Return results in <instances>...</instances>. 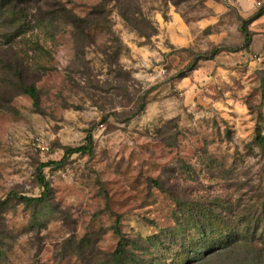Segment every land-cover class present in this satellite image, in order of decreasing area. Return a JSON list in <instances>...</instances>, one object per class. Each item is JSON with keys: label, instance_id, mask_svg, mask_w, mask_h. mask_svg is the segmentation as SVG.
Here are the masks:
<instances>
[{"label": "rangeland", "instance_id": "1", "mask_svg": "<svg viewBox=\"0 0 264 264\" xmlns=\"http://www.w3.org/2000/svg\"><path fill=\"white\" fill-rule=\"evenodd\" d=\"M54 2L89 27L36 35L20 81L37 104L7 85L22 45L0 50V264H264L261 242L210 232L264 204V12L254 0L40 6ZM87 137L88 152L66 155ZM39 175L47 197L22 202L42 194Z\"/></svg>", "mask_w": 264, "mask_h": 264}, {"label": "trees", "instance_id": "2", "mask_svg": "<svg viewBox=\"0 0 264 264\" xmlns=\"http://www.w3.org/2000/svg\"><path fill=\"white\" fill-rule=\"evenodd\" d=\"M41 0H0V50L3 46L11 45L15 41L22 45L17 50L16 65L10 66V72L19 82L13 83L7 79V85H15L16 95H26L33 100L34 105L37 104V90L33 86L23 84L21 80L23 63L27 59L29 52L41 50L42 45L37 40L36 35H42L47 38L54 37L55 33L70 29L75 36H86L88 29V18H80L67 7L59 2L44 3V7L40 6ZM264 10H259L257 16H260ZM123 16V15H122ZM245 38L249 39L247 30L242 31ZM218 50H213L208 56H203V60H211ZM191 67V66H190ZM91 137H87L86 145L68 149L66 155L86 153L91 148ZM255 143L260 148H264V137L256 132ZM38 182L43 188V192L38 198L21 197L20 200L26 204L41 203L47 197L49 186L43 176L39 175ZM5 202H0V208ZM238 225L236 226H220L214 227L210 232L212 234H226L228 239L233 243L242 240L244 242L258 241L264 244V204H262L259 214H236ZM207 227H202L204 233ZM227 246V245H226ZM225 246V247H226ZM224 247V248H225ZM125 242L121 241L113 256L121 258L124 256Z\"/></svg>", "mask_w": 264, "mask_h": 264}, {"label": "built area", "instance_id": "3", "mask_svg": "<svg viewBox=\"0 0 264 264\" xmlns=\"http://www.w3.org/2000/svg\"><path fill=\"white\" fill-rule=\"evenodd\" d=\"M254 2L258 10H264V0H254Z\"/></svg>", "mask_w": 264, "mask_h": 264}]
</instances>
